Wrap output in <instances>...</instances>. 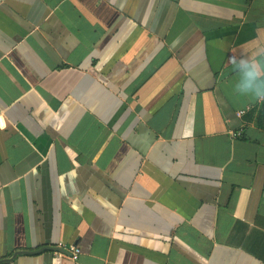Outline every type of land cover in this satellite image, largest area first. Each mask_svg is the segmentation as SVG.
Masks as SVG:
<instances>
[{"label":"crops","instance_id":"obj_1","mask_svg":"<svg viewBox=\"0 0 264 264\" xmlns=\"http://www.w3.org/2000/svg\"><path fill=\"white\" fill-rule=\"evenodd\" d=\"M240 60L264 0H0V264H264Z\"/></svg>","mask_w":264,"mask_h":264},{"label":"clouds","instance_id":"obj_2","mask_svg":"<svg viewBox=\"0 0 264 264\" xmlns=\"http://www.w3.org/2000/svg\"><path fill=\"white\" fill-rule=\"evenodd\" d=\"M235 67L239 73V80L235 84L236 91L264 99V86L258 84V81L264 80V68L248 60L238 61Z\"/></svg>","mask_w":264,"mask_h":264},{"label":"built area","instance_id":"obj_3","mask_svg":"<svg viewBox=\"0 0 264 264\" xmlns=\"http://www.w3.org/2000/svg\"><path fill=\"white\" fill-rule=\"evenodd\" d=\"M57 247L65 249V252L69 254L71 258H75L80 253V249L77 245H69L67 248H64L61 245H58Z\"/></svg>","mask_w":264,"mask_h":264}]
</instances>
